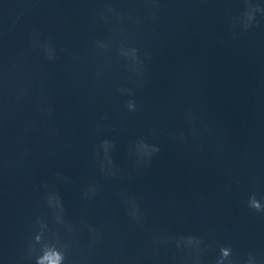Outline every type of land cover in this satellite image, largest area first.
<instances>
[{
  "label": "water",
  "instance_id": "95a60500",
  "mask_svg": "<svg viewBox=\"0 0 264 264\" xmlns=\"http://www.w3.org/2000/svg\"><path fill=\"white\" fill-rule=\"evenodd\" d=\"M0 264H264V0H0Z\"/></svg>",
  "mask_w": 264,
  "mask_h": 264
},
{
  "label": "clouds",
  "instance_id": "9594fccd",
  "mask_svg": "<svg viewBox=\"0 0 264 264\" xmlns=\"http://www.w3.org/2000/svg\"><path fill=\"white\" fill-rule=\"evenodd\" d=\"M255 207H258V205L254 204Z\"/></svg>",
  "mask_w": 264,
  "mask_h": 264
}]
</instances>
